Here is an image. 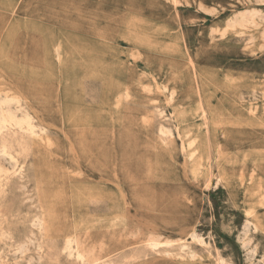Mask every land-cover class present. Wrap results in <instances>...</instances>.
I'll return each mask as SVG.
<instances>
[{
	"label": "rangeland",
	"instance_id": "1",
	"mask_svg": "<svg viewBox=\"0 0 264 264\" xmlns=\"http://www.w3.org/2000/svg\"><path fill=\"white\" fill-rule=\"evenodd\" d=\"M0 87V264H264V0H0Z\"/></svg>",
	"mask_w": 264,
	"mask_h": 264
},
{
	"label": "bare ground",
	"instance_id": "2",
	"mask_svg": "<svg viewBox=\"0 0 264 264\" xmlns=\"http://www.w3.org/2000/svg\"><path fill=\"white\" fill-rule=\"evenodd\" d=\"M3 76V75H2ZM4 77V76H3ZM13 89V88H12ZM15 93V92H14ZM0 98H2L3 99V101L5 102H7V100L9 101L10 100V103H11V105H12V103L13 102H11V101H15L16 102V104H15V106L17 105V102L19 103V100H20V98H19V96L17 95V94H13V93H11L10 91H8L7 89H4V88H2V87H0ZM22 99V98H21ZM26 100V99H25ZM24 100V101H25ZM21 101V100H20ZM3 102V103H4ZM8 103V102H7ZM0 104H2V102H1V100H0ZM5 104V103H4ZM9 104V103H8ZM7 104V105H8ZM20 104V103H19ZM10 106V105H9ZM15 106H14V108H15ZM6 107V106H5ZM4 107V108H5ZM20 107V106H19ZM24 108V107H23ZM22 107L20 108V109H23ZM2 109V108H1ZM9 109V108H8ZM15 109H17V108H15ZM6 110H7V108H6ZM10 110V109H9ZM24 110V109H23ZM26 110V109H25ZM24 110V111H25ZM15 111H18V110H15ZM14 111V112H15ZM5 112V111H4ZM9 112V111H8ZM8 112H6L7 114L6 115H8L6 118L5 117H3L4 116V114H3V116H0V122H2V125L0 126V127H2V126H5V125H3L4 124V122H10L9 124L10 125H12V124H18V123H16L15 121L16 120H14L15 118H13V114L12 113H10L11 115H9V113ZM19 112V111H18ZM26 112V111H25ZM3 113V112H2ZM1 115V114H0ZM27 117V119H26V117ZM25 119L26 120H22L21 119V117H19L20 118V120H22L21 122H25L26 124L28 123V125L30 124V121L29 122H27V120H29V116H31L32 117V115H29V113L28 112H26L25 113ZM14 117H16V116H14ZM35 118V117H34ZM31 119V118H30ZM34 122V121H33ZM25 123H24V125H25ZM8 124V123H7ZM22 125H23V123L21 124V126L19 127V126H16V127H19V128H21L22 127ZM33 125V124H32ZM31 124L29 125V126H27L26 125V127H30L29 129H31V126H32ZM34 126V125H33ZM32 126V127H33ZM10 128H11V126H9ZM9 127H6V129L7 128H9ZM15 126L13 127V128H16ZM35 127V126H34ZM2 129V128H1ZM28 129V128H27ZM26 129V130H27ZM3 130V129H2ZM9 130V129H8ZM21 130V129H20ZM26 130H25V132H26ZM32 130H33V128H32ZM1 131V130H0ZM4 131V130H3ZM3 131H1L0 132V135L1 134H3ZM23 131H24V129H23ZM22 132V131H21ZM28 132V131H27ZM7 133H9V131L7 132ZM24 133V132H23ZM30 133H32V131L30 130ZM35 133V132H34ZM34 133H32V134H34ZM16 134V133H15ZM28 134V133H27ZM3 135H5V134H3ZM6 136V135H5ZM31 136V135H30ZM43 136V135H42ZM2 137V136H1ZM14 137H15V135H14ZM40 137V136H39ZM43 138V137H42ZM4 139V138H3ZM46 139V138H45ZM12 140V139H11ZM20 140H22V139H20ZM32 140V139H31ZM37 140V139H36ZM6 140H4V142H5ZM18 141V140H17ZM46 141V140H45ZM8 142V141H7ZM24 142V141H23ZM17 143V142H16ZM2 143H0V145H1ZM4 144L5 143H3L1 146H4ZM11 144V143H10ZM21 144V143H20ZM19 144V145H20ZM38 144H41V143H38ZM23 145V144H22ZM27 145V144H26ZM25 146V145H24ZM6 147V146H5ZM1 149V148H0ZM4 149V148H3ZM25 149V151H26V148H24ZM24 149H23V152H24ZM6 151H10L9 150V148H8V150H7V148H6ZM3 152H5L4 150H3ZM1 154H2V152H0ZM5 154V153H4ZM18 154V153H17ZM8 155V156H7ZM10 155V153L9 154H6V156L7 157H12V156H9ZM5 156V157H6ZM1 157V156H0ZM4 157V158H5ZM3 158V157H2ZM11 160V159H10ZM9 163H10V161H8ZM11 162H14V160L13 161H11ZM17 162V161H16ZM18 164V163H17ZM15 165V164H14ZM23 166V165H22ZM20 168V167H19ZM18 168V169H19ZM14 169V168H13ZM6 171V170H5ZM19 171V170H18ZM0 172H3L2 170L0 171ZM7 172V171H6ZM15 172V171H14ZM13 172V173H14ZM19 173V172H18ZM4 174H6V176H7V174H9L8 172L7 173H4ZM16 174H14V176H15ZM5 176V175H4ZM11 176V175H10ZM13 176V175H12ZM1 178H5V177H1ZM7 181V180H6ZM1 184V183H0ZM4 189V188H3ZM1 192H2V190H1ZM2 194V193H1ZM3 194H5V193H3ZM3 214V213H2ZM1 215V214H0ZM117 216H118V214H117ZM5 217V216H4ZM4 217L2 218L3 220H4ZM36 218V220H37V217H35ZM113 219V218H112ZM115 219V218H114ZM112 220V222H110L109 223V230H107V231H105L104 230V227H106V225L103 227V229H102V232H101V234H99L98 236H94V234L96 233V231L99 229V228H101L100 227V221H95L94 219L93 220H91L90 222H88V223H85V224H83V225H81V226H76V225H74L72 228H71V231L69 232V233H67L66 235H65V237H64V241H63V245H62V247H61V250H62V252H64L68 257H72V255H73V253H75L77 256H78V252H77V250H78V247H79V244L80 243H82V242H85V241H91L92 239H95V242H97V243H99V247L102 249L103 247L105 248V246L107 247V243L108 242H110V241H106L104 238H105V236H110V237H113V236H121L120 234L121 233H117V235L115 234V232H111V227L114 225V224H116V222H119L118 221V219H117V221H115V220ZM120 219V218H119ZM5 220H7V219H5ZM33 220V219H32ZM34 221V220H33ZM37 222V221H36ZM38 223H39V221H38ZM34 224V223H33ZM37 223H35L34 224V226L36 225ZM40 228L42 227V230H44L43 229V225H44V222L42 223V220H40ZM39 224H37V225H39ZM115 226V225H114ZM46 227H47V225H46ZM190 228H188V230H189ZM192 229V228H191ZM41 230V232L43 233V231ZM186 233V232H185ZM135 234V233H134ZM189 234V233H188ZM123 236H128L127 234H124ZM153 235H150V237H148V238H140L139 239V241H141V242H143L144 244H142L143 246H144V248L146 249V250H153V247H156L157 246V242H156V238H153L152 237ZM140 242V243H141ZM131 242H129V244H130Z\"/></svg>",
	"mask_w": 264,
	"mask_h": 264
}]
</instances>
